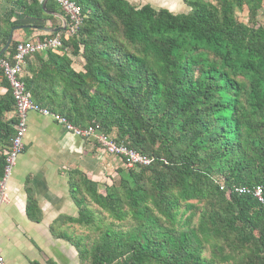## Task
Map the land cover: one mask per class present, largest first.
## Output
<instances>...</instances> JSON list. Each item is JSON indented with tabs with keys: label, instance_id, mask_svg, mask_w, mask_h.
Returning <instances> with one entry per match:
<instances>
[{
	"label": "trees",
	"instance_id": "trees-1",
	"mask_svg": "<svg viewBox=\"0 0 264 264\" xmlns=\"http://www.w3.org/2000/svg\"><path fill=\"white\" fill-rule=\"evenodd\" d=\"M4 1L36 28L53 19L46 13L58 12L53 0ZM70 1L81 8V25L57 52L34 55L45 60L21 82L35 104L75 127L98 126L150 164L132 168L139 172L131 184L123 179L104 196L72 175L78 216L66 220L100 233L89 248L82 239H62L87 264H264V202L234 192L264 187V28L257 20L264 0H184L186 15L125 0ZM243 8L245 24L235 18ZM10 19L0 20L3 44L14 27ZM66 51L82 57L83 73L70 68ZM241 80L248 84L245 108ZM13 109L10 91L0 101V178L2 151L14 134L2 117ZM80 188L113 219L128 217L130 231L100 230L75 198Z\"/></svg>",
	"mask_w": 264,
	"mask_h": 264
},
{
	"label": "crops",
	"instance_id": "crops-1",
	"mask_svg": "<svg viewBox=\"0 0 264 264\" xmlns=\"http://www.w3.org/2000/svg\"><path fill=\"white\" fill-rule=\"evenodd\" d=\"M125 1L135 8L150 6L155 10H166L173 15H186L189 12L184 0ZM205 1L215 4V0ZM1 7L5 12V19L10 16L13 28H18L11 35V43L5 55L19 42L37 41L49 34L34 27L35 22L26 18L23 11L12 3H2ZM56 8L58 10L56 14L62 15L59 8ZM243 13L247 16L246 8H243ZM263 13L264 1L257 14L258 22ZM46 15L53 16V19L44 21L43 29L63 28L62 20L51 14ZM5 44L0 41V50ZM65 56L71 61L70 68L74 72H84L82 57L72 56L70 51H66ZM40 58L45 60L44 55H41L29 57L25 61L21 79L31 77V71L39 67ZM9 95L8 83L0 76V101H8ZM2 119L3 122H10L14 130L13 110L4 113ZM118 167H123L121 160L102 153L94 142L72 135L48 117L35 112L28 113L23 151L15 162L1 202L3 208L0 214L2 230L0 244L3 245L5 252L7 248L11 249L13 244L16 253L23 255V258H25L26 250L31 255L35 252V259L30 264H62L66 256H70V252L72 259L68 261L74 260V264L77 263L79 260L75 261L73 254L75 249L67 245L68 248L64 249L65 245L58 242L60 239H57L55 232L57 220L76 219L78 216L70 178L72 175L79 179L83 177L96 184L97 180L112 174ZM28 202L34 205L29 206ZM29 214L39 221L30 220ZM3 219L6 226L3 225ZM9 235H12L14 239L10 240ZM1 254L3 252L0 249ZM6 263L12 264L8 260Z\"/></svg>",
	"mask_w": 264,
	"mask_h": 264
},
{
	"label": "built area",
	"instance_id": "built-area-1",
	"mask_svg": "<svg viewBox=\"0 0 264 264\" xmlns=\"http://www.w3.org/2000/svg\"><path fill=\"white\" fill-rule=\"evenodd\" d=\"M53 1L67 19L69 31L64 36H62L61 33H56L54 38H44L41 41L26 40L19 42L16 44L12 56L0 59V71L3 72L6 77L13 98V115L15 119L14 134L8 146L2 151L5 164L0 178V205L6 183L11 176L18 156L23 151V140L27 132V115L30 112H35L41 116L50 118L53 122L62 126L67 132L78 138L94 142L98 150L104 154L120 159L124 167H147L150 164V160L147 157L107 139L98 126L94 125L87 128L75 127L64 117L50 112L31 100L30 94L26 91L24 84L21 82L26 59L37 54H42L47 50L57 52V50L61 48V39L75 34L83 21L81 8L76 3L70 0ZM234 192L238 195H250L260 204L264 202L263 186H256L251 189L235 188ZM0 264H7L1 255Z\"/></svg>",
	"mask_w": 264,
	"mask_h": 264
},
{
	"label": "rangeland",
	"instance_id": "rangeland-1",
	"mask_svg": "<svg viewBox=\"0 0 264 264\" xmlns=\"http://www.w3.org/2000/svg\"><path fill=\"white\" fill-rule=\"evenodd\" d=\"M2 3H9L6 2L4 0H0V20H5L6 17H4V10L2 9L1 5ZM246 15L245 13H243V11L241 12H236L235 14V18L238 22H242V23H247L246 20ZM259 25H261L264 28V13L261 16V20L258 22ZM241 83L244 84L242 90L240 91V97L238 98V101L240 103V106L242 107H246V98H247V90H248V84L246 81L241 80ZM202 156V154H200ZM19 157V156H18ZM197 164V163H195ZM139 171L128 168V167H118V169L113 172L110 175H105L104 178H101L99 180H97V191L99 195L104 196L106 194V191L108 188H110L112 185H118L119 182L123 179H125L126 181H128L131 184V176H135L138 174ZM132 173V175H131ZM83 179V177H82ZM82 179H79V177L76 178V184L79 185L80 181ZM83 189H79L78 193L74 194L76 199H83V204L84 206L89 209L92 212V216L94 217V221L95 222H99V226H100V230L109 227L111 230L116 231V232H121V233H127L130 231V229L132 228V224L130 223V221L128 220V217H126L123 221H118L113 219L110 214L102 209L101 207H99L94 200L89 199L88 196H85L83 193ZM199 210L198 212L195 214V216L192 218V224L193 226L196 225L198 218H199V213L202 210L201 205H198ZM3 206L0 205V214L2 211ZM3 225L6 226L7 224L5 223L4 219L2 220ZM57 224L55 225V232H56V237L57 239H60L58 242H61V244H64L65 247L64 249L68 248L67 246H71L70 243L64 241L62 239L63 235H68L71 236L73 238L76 239H82L83 244L89 248L91 242L97 241V235H99L100 231H98V229L94 230L93 228H87L84 226H79L75 223H71L68 220H57L56 221ZM189 224L185 225L183 228H187ZM90 227V226H89ZM182 228V229H183ZM256 234V232H253V234ZM0 237H2V230L0 229ZM10 240L14 239V237L12 235H9ZM16 237V236H15ZM24 245V243H22ZM14 246V244H13ZM11 246V249L7 248V252H5L4 247L2 244H0V249L2 250L3 254H1V256L3 257L5 263L6 260H8L10 263L12 264H30L31 261H33L35 252H33L34 255L29 254V252L26 250L24 252L25 258H23V255L20 256L16 253L14 247ZM24 249V248H23ZM210 252V251H209ZM209 252H207L206 250L204 251V256L209 258ZM72 253L69 252L70 256H66V259L64 260V262H62V264H74V260L72 261H68L72 259ZM74 254V259L75 261L79 260V256L75 250ZM37 256V255H36ZM65 258V257H63ZM29 259V260H28ZM33 264V263H32ZM75 264H87V263H83L81 262V260L77 261V263Z\"/></svg>",
	"mask_w": 264,
	"mask_h": 264
},
{
	"label": "water",
	"instance_id": "water-1",
	"mask_svg": "<svg viewBox=\"0 0 264 264\" xmlns=\"http://www.w3.org/2000/svg\"><path fill=\"white\" fill-rule=\"evenodd\" d=\"M42 8H44V4H43ZM46 14L54 15L55 17H57L60 20H62L64 26H63V28H59V29H43V28H39L40 30H42L44 32H47L49 34H56V33L62 32V31L64 32L66 30L67 22H66V19H65L64 16L56 14V13H46ZM16 29H18V28H12L11 29L10 36L8 37L5 46L0 50V57L6 52L7 48L9 47V45L11 43V38H12L11 35H12L13 31L16 30Z\"/></svg>",
	"mask_w": 264,
	"mask_h": 264
}]
</instances>
